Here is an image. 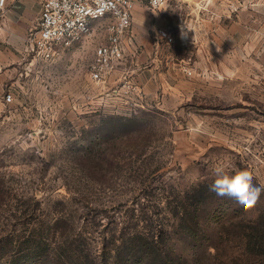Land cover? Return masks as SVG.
Instances as JSON below:
<instances>
[{
	"label": "rangeland",
	"instance_id": "1",
	"mask_svg": "<svg viewBox=\"0 0 264 264\" xmlns=\"http://www.w3.org/2000/svg\"><path fill=\"white\" fill-rule=\"evenodd\" d=\"M133 1L118 75L103 84L91 75L107 19L46 59L26 43L37 0L20 15L8 0L0 14V238L22 233L15 207L36 196L44 225L64 217L61 232L83 231L99 256L110 234L134 229L130 209L208 186L214 166L264 186V0H167L155 10ZM124 80L132 98L112 94ZM133 116V132L110 133ZM207 195L194 235L160 211L179 264H264L243 251L238 227L263 215L264 192L251 209Z\"/></svg>",
	"mask_w": 264,
	"mask_h": 264
},
{
	"label": "trees",
	"instance_id": "2",
	"mask_svg": "<svg viewBox=\"0 0 264 264\" xmlns=\"http://www.w3.org/2000/svg\"><path fill=\"white\" fill-rule=\"evenodd\" d=\"M118 118L120 124L112 129V134L119 130L133 132V125L139 121L136 116ZM208 191L206 183H199L182 195L169 192L165 200L153 206L156 210L141 212L140 208L133 207L128 221L134 229L119 231L117 237L110 234L112 246L107 248L103 244L99 256L93 255L86 247L88 242L83 231L61 232L60 223L64 217H53L44 225L36 216L39 201L36 196L31 197L15 207L23 230L20 235L7 234L0 238V261L2 264H179L180 256L166 244L167 226L159 217L160 211L169 213L176 220L168 227L194 235L200 229L199 210L206 202ZM238 227L243 230V251L252 257L264 256V213L239 222Z\"/></svg>",
	"mask_w": 264,
	"mask_h": 264
},
{
	"label": "built area",
	"instance_id": "3",
	"mask_svg": "<svg viewBox=\"0 0 264 264\" xmlns=\"http://www.w3.org/2000/svg\"><path fill=\"white\" fill-rule=\"evenodd\" d=\"M152 10L167 0H145ZM39 13L36 25L26 38L31 51L48 59L58 48L70 46L90 34L92 23L107 19V42L97 49L98 60L93 66L92 77L98 81L111 70L123 55L122 37L131 25L133 0H37ZM8 0H0V14L4 16ZM167 43L172 41L169 32L159 35ZM122 94L130 96L136 88L124 80Z\"/></svg>",
	"mask_w": 264,
	"mask_h": 264
},
{
	"label": "clouds",
	"instance_id": "4",
	"mask_svg": "<svg viewBox=\"0 0 264 264\" xmlns=\"http://www.w3.org/2000/svg\"><path fill=\"white\" fill-rule=\"evenodd\" d=\"M188 30L190 29L184 24L180 26V38L182 40L188 38ZM212 176L214 179L208 185L209 192L214 193L217 197L233 199L244 209L253 208L261 193L264 192V186L255 185L253 176L246 170L229 174L226 167L214 166Z\"/></svg>",
	"mask_w": 264,
	"mask_h": 264
},
{
	"label": "crops",
	"instance_id": "5",
	"mask_svg": "<svg viewBox=\"0 0 264 264\" xmlns=\"http://www.w3.org/2000/svg\"><path fill=\"white\" fill-rule=\"evenodd\" d=\"M18 2V4L17 3H15V4H12L11 5V8H12V13H14V14H16V15H20L24 10H29V9H31L32 8V5H34V4H32L33 3V1L34 0H17ZM117 66V65H116ZM115 65H114V67L111 69V70H109V71H107L104 75H103V79L101 80V81H99V82H101V84H103L104 82H105V78H106V74H108V77L110 76V78L112 77V75L111 74H113L114 76H116V75H118L117 74V67H116ZM122 78V77H121ZM119 80H120V78H119ZM118 80V81H119ZM122 91H123V88H121V87H118V89L117 88H114L113 90H112V94L113 95H118L119 94V96H122V97H124V98H129V97H131L132 95H130V96H127V95H123L122 94ZM115 98H117V99H119L118 97H115ZM132 98V97H131Z\"/></svg>",
	"mask_w": 264,
	"mask_h": 264
}]
</instances>
